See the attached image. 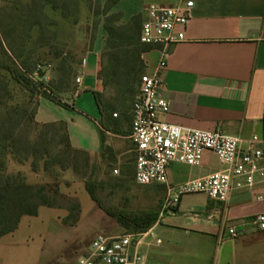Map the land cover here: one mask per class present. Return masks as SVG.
Returning <instances> with one entry per match:
<instances>
[{
	"label": "rangeland",
	"instance_id": "obj_1",
	"mask_svg": "<svg viewBox=\"0 0 264 264\" xmlns=\"http://www.w3.org/2000/svg\"><path fill=\"white\" fill-rule=\"evenodd\" d=\"M53 1L47 4L46 0H1L0 31L7 49L5 58L15 60L28 71L37 91L25 90L0 69V93L5 95L0 124L9 131L16 129L19 147L14 154L1 150L0 162L5 175L22 174L31 184L53 183L60 188L56 203L62 208L42 207L39 216H24L16 232L19 239H32L31 256L37 261L40 257L44 264H78L80 257L90 253L97 234L114 236L136 231L133 225L120 221L121 214L156 213L165 197L161 189L136 183L131 139L123 144L131 164H125V159L120 162L115 153L94 159L74 149L88 144L87 132L97 130L95 120L100 121L93 91L102 93L103 101L113 107L115 88L105 86L101 79L108 60V42H121L125 34H132L128 56L131 62L137 61L135 18L142 20L144 12L129 18L120 10V0ZM115 15L121 16L117 22ZM107 25L117 28L118 38H110ZM78 77L81 83L77 82ZM3 85L8 86L7 91ZM77 93L80 95L74 98ZM40 97L54 99L53 112L61 122L39 119ZM72 98L79 99L76 109L63 104V100ZM132 107L131 104L126 116L128 121ZM114 111L118 117L114 113L111 116L123 121L120 109ZM128 121L123 125L126 128ZM65 124L73 139V150L67 146ZM87 180L92 182L98 201L89 193ZM78 204V222L73 224L71 216L66 223L70 209Z\"/></svg>",
	"mask_w": 264,
	"mask_h": 264
},
{
	"label": "crops",
	"instance_id": "obj_2",
	"mask_svg": "<svg viewBox=\"0 0 264 264\" xmlns=\"http://www.w3.org/2000/svg\"><path fill=\"white\" fill-rule=\"evenodd\" d=\"M181 1L120 0L119 7L130 18L141 12L145 16L150 3L174 6ZM194 2L187 39L173 46L168 66L161 73L164 96L170 101V111L161 119L187 128L222 130L238 137L241 146L247 148L254 136L264 138V0ZM159 56L154 49L143 54L147 73L156 72ZM74 98L63 100V104L76 109L79 99ZM53 101L40 97L38 116L42 122L60 121L53 112ZM97 108V130L87 132L88 144H80L81 150L94 159L115 153L120 162L125 159V164H131L123 144L131 139L132 110L130 120L122 121L102 115ZM127 121L128 128L123 126ZM103 123L111 129H105ZM71 143L74 146L72 136ZM132 146L134 151L133 142ZM256 146L264 147V142ZM134 166L136 175L135 152ZM222 168L218 157L206 151L198 166L172 163L168 185L201 178ZM150 186L161 189L165 201L150 227L153 235H148L141 247L146 264H264V231L253 224L243 225L264 212V203L259 199L264 183L253 190L234 192L226 202L195 193L184 195L175 205L167 204V185ZM232 226L241 231L240 236H231ZM18 228L1 237L0 264H44L40 257L37 261L30 254L32 239L17 237ZM156 238L162 243L158 244Z\"/></svg>",
	"mask_w": 264,
	"mask_h": 264
},
{
	"label": "built area",
	"instance_id": "obj_3",
	"mask_svg": "<svg viewBox=\"0 0 264 264\" xmlns=\"http://www.w3.org/2000/svg\"><path fill=\"white\" fill-rule=\"evenodd\" d=\"M194 6V0H182L174 6L151 3L145 8L141 27V42L157 50L160 56L156 72H145L141 76L132 108L130 137L136 155L135 180L142 186L155 183L167 185L168 205H175L184 195L195 193L226 202L234 192L253 190L264 183V147L256 146L264 142V138L254 136L249 146L244 148L238 137L222 130L187 128L161 119L170 111L161 73L168 66L173 46L187 39L186 29ZM77 82L81 83V77L77 78ZM206 151L218 157L223 165L221 170L178 185H168L172 163L198 166ZM259 199L264 203V192ZM245 224H253L264 231V212L248 219ZM229 231L235 238L241 234L236 226L230 227ZM148 235H153L151 228L114 236L97 234L90 253L80 257L78 264H146L141 247ZM156 242L160 244L162 239L156 238Z\"/></svg>",
	"mask_w": 264,
	"mask_h": 264
},
{
	"label": "trees",
	"instance_id": "obj_4",
	"mask_svg": "<svg viewBox=\"0 0 264 264\" xmlns=\"http://www.w3.org/2000/svg\"><path fill=\"white\" fill-rule=\"evenodd\" d=\"M46 3L53 4V0H46ZM135 18L138 22V60L131 62L128 46H131L134 39L132 34H125L123 41L120 42L117 39L115 42H108L107 64L102 69V80L105 86H112L115 88L113 95L114 103L111 108V103L105 102L102 99V93L93 91L96 103L101 111L102 115H110L116 113L119 115L116 109H120L122 117L125 120L129 109L134 105L139 92V85L141 76L144 74L143 69H146V63L143 59V54L153 50L150 45L143 44L140 39L141 27L144 21ZM121 16L115 15L114 21H119ZM120 26L119 28H121ZM107 31L110 38H118L120 33L117 28L107 25ZM136 42V43H137ZM126 43L125 47L124 44ZM135 44V43H134ZM6 46L4 37L0 31V69L6 71L11 80L17 83L20 87L28 90L29 92L37 91V84L32 77L28 74V71L15 60L5 58ZM134 50V49H133ZM4 90H8L7 85H3ZM6 93V98L8 96ZM5 95L0 93V106L4 105ZM53 99V98H52ZM54 100V99H53ZM132 102V103H131ZM133 108V107H132ZM116 115V116H117ZM112 117V116H111ZM103 127L108 129L107 124L103 123ZM65 131L67 135V146L73 150L71 138L67 125L65 124ZM16 129L10 131L5 129L3 124H0V151L9 150L10 154L17 153L19 151L18 143L16 140ZM75 150L87 153L84 150L74 148ZM107 148H105V153ZM88 154V153H87ZM87 189L92 198L98 201V198L94 192L93 184L87 180ZM60 188L53 183L31 184L27 182L22 174H3L2 163L0 162V239L4 235L14 232L21 219L26 216H35L39 213V209L42 206L58 207L62 208V205L56 203L57 197L60 195ZM77 213H76V211ZM81 207L78 204L75 208L70 209V214L65 219L74 216L73 224L79 220ZM76 215H73L75 214ZM158 213L154 212H141V213H126L120 215V221L126 225H133L136 228L135 232L145 231L150 228L156 221Z\"/></svg>",
	"mask_w": 264,
	"mask_h": 264
}]
</instances>
